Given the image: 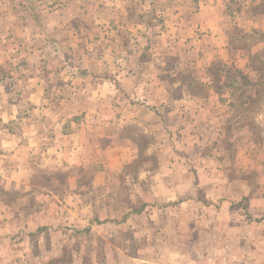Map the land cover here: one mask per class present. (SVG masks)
Wrapping results in <instances>:
<instances>
[{
    "label": "rangeland",
    "instance_id": "obj_1",
    "mask_svg": "<svg viewBox=\"0 0 264 264\" xmlns=\"http://www.w3.org/2000/svg\"><path fill=\"white\" fill-rule=\"evenodd\" d=\"M0 264H264V0H0Z\"/></svg>",
    "mask_w": 264,
    "mask_h": 264
},
{
    "label": "crops",
    "instance_id": "obj_2",
    "mask_svg": "<svg viewBox=\"0 0 264 264\" xmlns=\"http://www.w3.org/2000/svg\"><path fill=\"white\" fill-rule=\"evenodd\" d=\"M87 133V130H86ZM85 132H81V130H74V131H70L68 133H57L55 135V139L53 138V141L55 140L56 142H53L54 145L57 146V150H60L61 153H63V155L65 156V160H72V161H76L78 160L83 154L84 151L86 150L87 153L90 151V141L89 139H87V136L85 138V140H83V138L85 137ZM89 133H87L88 135ZM54 137V135H53ZM13 142L15 143V138L12 136H9L7 138V144ZM93 155H103V153L101 152V149H97L96 145L93 148V150H91ZM86 156L87 157V154ZM60 155V153H58ZM62 155V154H61ZM17 157V156H16ZM21 160H23L24 155L20 157ZM28 159V155H26L25 160ZM22 163L21 162V166L22 167ZM26 170H22V168H20V171H13V167H11L10 169L5 168V170L3 172H5V174H3V178L5 179V187H9V189H15V186L20 185L19 183L22 182V180L24 179V172ZM7 189V188H6ZM77 222H81L80 217L76 216ZM77 225V224H76Z\"/></svg>",
    "mask_w": 264,
    "mask_h": 264
}]
</instances>
